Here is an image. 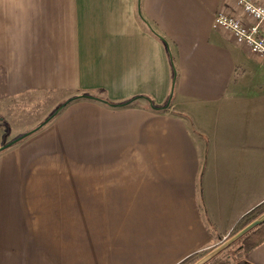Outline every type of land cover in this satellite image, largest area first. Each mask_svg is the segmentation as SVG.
<instances>
[{"label":"crops","instance_id":"obj_1","mask_svg":"<svg viewBox=\"0 0 264 264\" xmlns=\"http://www.w3.org/2000/svg\"><path fill=\"white\" fill-rule=\"evenodd\" d=\"M219 14L243 17L235 0H0V117L74 100L0 154V264H181L264 203V58ZM34 129L0 124V145ZM244 259L264 264V243Z\"/></svg>","mask_w":264,"mask_h":264},{"label":"built area","instance_id":"obj_2","mask_svg":"<svg viewBox=\"0 0 264 264\" xmlns=\"http://www.w3.org/2000/svg\"><path fill=\"white\" fill-rule=\"evenodd\" d=\"M235 1L241 8L243 17L219 14L214 19L213 27L230 32L251 54L264 58V6L251 0Z\"/></svg>","mask_w":264,"mask_h":264},{"label":"rangeland","instance_id":"obj_3","mask_svg":"<svg viewBox=\"0 0 264 264\" xmlns=\"http://www.w3.org/2000/svg\"><path fill=\"white\" fill-rule=\"evenodd\" d=\"M56 100L57 97L53 93L41 94L25 99L24 101L19 102V104H17L13 108V112L16 114L15 117H10L7 119H2L0 117V124L6 126V130L8 131V133L9 131L11 132L12 129V136H16L17 132L29 128V125L34 126V128H36L39 124L44 122L55 112L58 106V104L55 103ZM10 140V138H7V140H5V143L9 142ZM5 143L0 145V147L3 146ZM236 247L237 246H234L233 249H236ZM209 252H205L201 255L191 258L186 264H195L198 260H200ZM232 252H230V254L234 257V253ZM234 258V260H231V264H239L241 262V260L237 256Z\"/></svg>","mask_w":264,"mask_h":264},{"label":"trees","instance_id":"obj_4","mask_svg":"<svg viewBox=\"0 0 264 264\" xmlns=\"http://www.w3.org/2000/svg\"><path fill=\"white\" fill-rule=\"evenodd\" d=\"M73 102H74V100L70 101L68 103V105H70ZM37 132H35V133H37ZM7 138H8V135H5L4 141H3L4 143H5V140H7ZM262 214H264V203L259 205L255 209H253L247 215H245L239 221V223L237 224V226L235 227V229L231 235H234L238 231L245 228L247 225L252 223L254 220H256L258 217H260ZM220 240L222 241L223 239L220 238ZM262 243H264V224L254 228L253 230H251L249 233H247L245 236H243L241 239H239L237 242H235L233 245H231L227 250L223 251L221 254H219L217 257H215L213 260H211L207 264H231L232 263L231 260H234L235 259L234 257H236V256L241 260V262H240L241 264H248L244 258L252 250H254L258 246H260ZM234 246H237L236 249H233ZM230 252L234 253L233 254L234 257L230 254ZM190 259L185 260L181 264H186Z\"/></svg>","mask_w":264,"mask_h":264},{"label":"water","instance_id":"obj_5","mask_svg":"<svg viewBox=\"0 0 264 264\" xmlns=\"http://www.w3.org/2000/svg\"><path fill=\"white\" fill-rule=\"evenodd\" d=\"M70 101H67L60 105L55 112L43 123H41L37 128H35L32 131H29L28 133H25L21 137L8 142L4 144L3 146L0 147V154L9 148L13 147L20 141L28 138L38 130H40L42 127H44L46 124H48L54 117H56L69 103ZM264 224V214L261 215L259 218L254 220L252 223L247 225L245 228L237 232L235 235L230 236L229 238L225 239L222 243H220L217 247H215L213 250H211L208 254H206L204 257H202L200 260H198L195 264H207L210 262L212 259H214L216 256H218L220 253L228 249L231 245H233L235 242H237L239 239H241L243 236H245L247 233H249L251 230L254 228L261 226Z\"/></svg>","mask_w":264,"mask_h":264}]
</instances>
